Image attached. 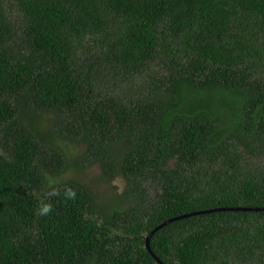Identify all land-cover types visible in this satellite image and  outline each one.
<instances>
[{"label":"trees","instance_id":"1","mask_svg":"<svg viewBox=\"0 0 264 264\" xmlns=\"http://www.w3.org/2000/svg\"><path fill=\"white\" fill-rule=\"evenodd\" d=\"M106 76L119 92L97 89ZM69 141L127 190L150 164L158 210L119 238V194L48 185ZM243 152L264 158V0H0V264H159V224L264 208V163ZM149 245L162 264H264V210L189 215Z\"/></svg>","mask_w":264,"mask_h":264},{"label":"rangeland","instance_id":"2","mask_svg":"<svg viewBox=\"0 0 264 264\" xmlns=\"http://www.w3.org/2000/svg\"><path fill=\"white\" fill-rule=\"evenodd\" d=\"M13 6H10V8ZM11 12L15 16L14 9ZM100 77H98L99 79ZM143 81V80H142ZM141 79L135 82V85H140ZM102 93L119 92L121 85L118 82H114L111 78L107 77L96 84ZM241 149V148H240ZM65 161L68 164L67 169L57 176L47 175L48 185H61L69 180L77 181L86 186L93 195V199L97 203H106L112 197L113 193L121 196L123 199L119 200L122 205L123 214H118L113 220V230L119 238L126 236V229L135 220H140L142 223L154 214L160 203V194L162 193L161 183L156 178H151L153 174V168L150 164H147V177L140 181L138 188H130L127 190V184L122 178L113 177L106 180L102 175L101 163L96 160L95 155L87 149L83 144L77 142H67L64 145ZM249 159L250 164L264 163V158H256L252 154L246 152L242 153L243 159ZM164 162V161H163ZM163 164V167L167 169L175 180L182 179V177L190 174L191 170L184 167L177 158H169ZM203 169L207 170L208 166L203 163ZM156 168H161L162 165H154ZM223 168L230 171L231 168L227 163L222 164ZM201 167V166H200ZM216 167H218L216 165ZM154 168L155 171L157 169ZM215 168L210 167V171H214ZM158 176V174H157ZM177 182V181H176ZM134 220V221H133Z\"/></svg>","mask_w":264,"mask_h":264},{"label":"water","instance_id":"3","mask_svg":"<svg viewBox=\"0 0 264 264\" xmlns=\"http://www.w3.org/2000/svg\"><path fill=\"white\" fill-rule=\"evenodd\" d=\"M224 210H227V211H239V210H264V208H243V207H230V208H215V209H208V210H203V211H200V212H193V213H190V214H183V215H180V216H177V217H174V218H171L161 224H159L158 226H156L149 234H147L146 238H145V248L147 249V251L155 258L156 262L159 263V264H162L160 262V260L158 258H156L153 253L151 252L150 250V245H149V240H150V237L152 236V234L158 230L159 228L163 227L164 225L168 224L169 222L171 221H174V220H178V219H181V218H184V217H187L189 215H195V214H198V213H210V212H214V211H224Z\"/></svg>","mask_w":264,"mask_h":264},{"label":"clouds","instance_id":"4","mask_svg":"<svg viewBox=\"0 0 264 264\" xmlns=\"http://www.w3.org/2000/svg\"><path fill=\"white\" fill-rule=\"evenodd\" d=\"M48 195H50V196L59 195V192H58V190H56V191L49 193ZM75 198H76V192L71 188H66L65 194H64L65 203L67 202V200H69V199L75 200ZM51 211H52V205L51 204H44L40 208L39 214L40 215H48L49 213H51Z\"/></svg>","mask_w":264,"mask_h":264}]
</instances>
